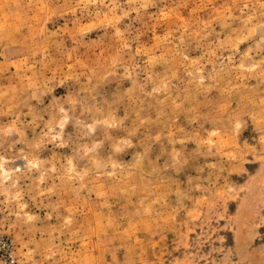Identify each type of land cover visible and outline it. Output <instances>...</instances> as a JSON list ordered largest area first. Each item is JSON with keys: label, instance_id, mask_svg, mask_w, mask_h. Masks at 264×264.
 I'll use <instances>...</instances> for the list:
<instances>
[{"label": "rangeland", "instance_id": "rangeland-1", "mask_svg": "<svg viewBox=\"0 0 264 264\" xmlns=\"http://www.w3.org/2000/svg\"><path fill=\"white\" fill-rule=\"evenodd\" d=\"M0 264H264V0H0Z\"/></svg>", "mask_w": 264, "mask_h": 264}]
</instances>
